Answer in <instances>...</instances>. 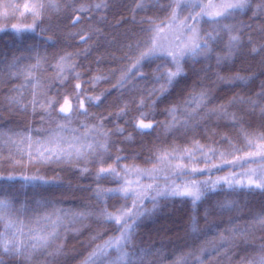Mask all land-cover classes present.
<instances>
[{
  "label": "trees",
  "instance_id": "16d2710c",
  "mask_svg": "<svg viewBox=\"0 0 264 264\" xmlns=\"http://www.w3.org/2000/svg\"><path fill=\"white\" fill-rule=\"evenodd\" d=\"M31 1L37 2L0 0V28L6 29L0 31V174L16 175L0 181V195L11 198L12 216L23 221L25 233L44 227L46 222L37 224V219L46 215L59 216L61 223L46 250L28 260L0 253L2 264H86L97 245L118 235L117 225L104 223L100 214L128 201L97 198L98 188L119 186L112 176L97 175L102 167L169 168L177 160L212 168L264 146V0H250L249 8L224 21L233 30L218 29L211 52L182 60L183 73L163 95L157 66L164 71L171 63L160 58L132 65L143 51L148 20L168 21L170 0H40L45 7L38 19L30 14ZM34 21L33 32L12 30ZM199 26L201 35L216 28ZM230 35L240 37L231 55ZM66 55L70 58L61 73L57 65ZM77 83L88 115L74 116L71 127L82 133L81 122L98 126L108 133L96 137L106 141L107 150L97 148L70 162L14 165L13 160L27 164L20 151L27 148L26 137L45 140L47 129L59 121L39 103L55 98L58 110L67 97L75 105ZM201 93L205 100L198 108L188 103ZM86 96L100 99L89 102ZM140 120L153 127L138 130ZM165 153L180 158L160 160ZM22 175L43 176L47 182L25 181ZM140 211L129 251L143 264H259L264 257V189L230 187L219 180L195 203L190 197H160L155 204L145 201Z\"/></svg>",
  "mask_w": 264,
  "mask_h": 264
},
{
  "label": "snow or ice",
  "instance_id": "6c2138e0",
  "mask_svg": "<svg viewBox=\"0 0 264 264\" xmlns=\"http://www.w3.org/2000/svg\"><path fill=\"white\" fill-rule=\"evenodd\" d=\"M101 4H97L96 7H101ZM106 6V5H104ZM140 4L138 7H142ZM25 7H29L25 5ZM45 7L44 3L37 0L36 3L31 5L30 14L37 19L41 15V11ZM169 8H171V15L166 22L154 23L152 20H148L149 27L144 29L146 33L143 40V51L139 52V56L135 63L132 65L133 68L141 65L142 62H150L154 59L164 58L171 63V69H165L160 71L161 65L157 66L158 75L155 79L164 81L160 85L159 93L163 95L167 92L168 88L172 86L173 82L177 77L183 73L181 61L187 57H195L204 52H211V43L216 41L219 36V30L225 32H232V26L224 23L226 20L233 19L238 12L243 11L250 7V0H170ZM188 10V15L183 20L179 21V27L182 32L191 33L190 36L186 37V40L175 48H171L162 42V37L166 35L165 29L171 28L172 24L178 21L179 15ZM84 11V9H81ZM78 19V18H77ZM75 23V21H74ZM201 23H207L215 25L212 31L205 32L201 35V29L198 27ZM37 24L34 21L29 25H12L13 32L20 34L25 32H33L36 30ZM0 31H6L4 28H0ZM83 39V37H81ZM179 39V37H177ZM240 42L238 35H230L229 37V55L232 53V49L237 46ZM141 43L138 42L137 47L139 48ZM255 51V50H254ZM69 56L60 58V63L57 67L60 68V72L63 73L64 65L63 62L68 60ZM220 58L218 57V60ZM34 65L32 67H37ZM68 68H73V65L68 64ZM174 69V70H173ZM131 71V69H129ZM31 75V72H29ZM79 74L77 73V76ZM98 79V78H97ZM39 82L37 81V86ZM77 89L74 94L76 104L73 105L67 97L64 98V102L60 104L58 110L56 104L58 101L55 98H46L43 102L39 103V106L44 109L45 113L52 117L55 112V117L59 118L54 128L47 129L48 136L45 140L33 141L31 136L26 137L29 141L26 150L21 149L22 155H27V164L23 160H13L14 165L29 164H49V163H61L65 161L79 160L86 157L87 155L94 154L97 148L107 150L106 141L104 143L99 142L96 139L98 135L107 137L108 133L102 131L98 126H89L81 122V126L84 131L81 133L79 129L71 127L74 116L84 115L87 116V109L84 106L83 100L80 98L81 85L77 83L75 85ZM89 102L96 100L99 101L100 97L86 96ZM15 100V98H12ZM205 96L203 93L198 96H193L188 103H194L198 108L204 103ZM33 110L37 101L33 99ZM142 103V102H141ZM170 113H175L176 109H169ZM123 114V113H121ZM141 115H146L142 113ZM191 115V113L189 114ZM175 121V117H173ZM135 127L144 131L153 127L152 123H145L144 120H140ZM118 132H123L122 128L117 129ZM71 133V135H66ZM130 139V137H129ZM23 141H21L22 143ZM13 144L16 141H12ZM169 156L173 159L175 157L170 153H165L160 160H168ZM126 158V157H124ZM187 158L191 159V154H187ZM122 157L117 156L116 162ZM235 166L243 167L244 164L257 163V168H248L246 171L241 172L240 175L247 177V181H237L229 177L220 178L224 180L230 187L234 184L243 187H255L264 189V152L257 151L248 153L244 157H238L234 161L229 162ZM172 168V175L181 176L185 174V167L181 164L170 165ZM215 167V166H214ZM87 169H85L86 171ZM200 169H192L189 175ZM163 169L161 168H150L142 169L139 167L122 166L118 171L116 167L109 166L107 168H100L99 175L112 176L118 183V187L110 189H97V198L103 197H120L125 202L131 199V207L127 204L122 205L116 209L115 212H109L107 208H104L100 214L104 223H114L117 225L119 234L113 237H109L103 242V244L97 245L96 249L90 254L86 264H143L142 258H137L135 252L129 251L132 245L133 232L135 230V222L139 216L143 215L140 211V205L145 199L151 200L154 204L160 197L168 196H180L190 197L193 203L201 199L207 191L219 183L217 181H185L182 185L175 184L174 181L166 185L164 188L158 183L142 184L141 178H147L152 181H157L161 178L164 180H170V175L161 177ZM129 177H136V179H129ZM21 178L25 181H44L47 182L45 177L37 175H22ZM255 178V179H254ZM16 179L14 173L7 175L0 174V181L5 183ZM11 187V185H9ZM3 186L0 185V192H3ZM12 200L11 198H5L0 195V253L5 255H13L22 257L25 260L31 258V254L39 250H46L49 244L58 237V227L61 223V218L57 216L56 220H52L50 215L40 217L37 219V224L41 220L45 221L44 227L37 229H29L28 233L24 232V223L18 217L13 218L12 216ZM82 215V214H81ZM50 228L51 230H48ZM22 236H27L26 240L20 239ZM95 239V237H94ZM224 243H227L225 237H221ZM30 250V251H29ZM27 251V255H26ZM110 253H115V256H110ZM2 264V262H0ZM259 264H264V257L260 258Z\"/></svg>",
  "mask_w": 264,
  "mask_h": 264
},
{
  "label": "rangeland",
  "instance_id": "374dc122",
  "mask_svg": "<svg viewBox=\"0 0 264 264\" xmlns=\"http://www.w3.org/2000/svg\"><path fill=\"white\" fill-rule=\"evenodd\" d=\"M30 2V1H29ZM32 4L34 3L33 1H31ZM188 15V10L183 11L178 18V21L175 24H172L171 28L169 29H165V33L166 35L163 36L162 42L165 43L166 46L171 47V48H175L177 46H179L181 43H183L186 40L187 36H190L191 33H187V32H182L181 28L179 27V21L183 20L184 17ZM198 27L200 28V26L198 25ZM177 37H179V39H177ZM66 135H71L67 134ZM43 141V140H41ZM257 151H261L264 152V146L263 147H258L257 150L253 151V152H257ZM251 152V153H253ZM236 158L230 160V161H234ZM176 164H181L185 167V174L181 175V176H177V175H172V168L171 167H160L161 169H163V172L161 173V177L165 176V175H170L171 179L170 180H164L163 178L157 180V181H152L149 180L147 178H141L140 182L142 184H149V183H158L161 188H164L166 185H168L169 183L173 182L175 184H183L185 181L191 182V181H217V180H222L220 178L223 177H229L232 178L234 176V179L239 181L241 178H243L244 176H241L240 173L246 171L248 168H257L259 165L257 163H249V164H244L243 167H239V166H235L234 164L231 165H225L224 163L222 164H216L213 165V167H205L204 166H199V165H190L188 166L187 164H185L184 162H180L177 160L174 161H170V165H176ZM168 165V163H167ZM215 166V167H214ZM200 169L202 171H197L195 173H192L191 175H189L188 173L191 172L192 169ZM245 180L247 179V177H244ZM129 179H136V177H129ZM149 199H145L144 202L140 205L141 206L145 203V201H147ZM132 201L131 199L128 200V207H131ZM110 256H115V253H110ZM105 264H107V262L105 261Z\"/></svg>",
  "mask_w": 264,
  "mask_h": 264
}]
</instances>
